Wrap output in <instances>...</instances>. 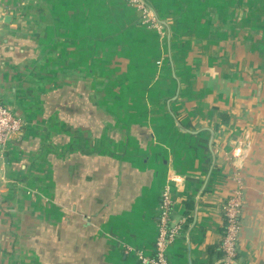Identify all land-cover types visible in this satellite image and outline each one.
<instances>
[{
    "label": "crops",
    "instance_id": "1",
    "mask_svg": "<svg viewBox=\"0 0 264 264\" xmlns=\"http://www.w3.org/2000/svg\"><path fill=\"white\" fill-rule=\"evenodd\" d=\"M0 0V264H214L249 142L234 264H264V0ZM180 177L178 183L170 176Z\"/></svg>",
    "mask_w": 264,
    "mask_h": 264
},
{
    "label": "built area",
    "instance_id": "2",
    "mask_svg": "<svg viewBox=\"0 0 264 264\" xmlns=\"http://www.w3.org/2000/svg\"><path fill=\"white\" fill-rule=\"evenodd\" d=\"M127 3L136 8L138 21L148 27L159 26L155 16L144 0H127ZM22 128L20 118L15 116L4 105L0 104V180L2 177L1 161L6 142L17 135ZM249 148L247 140L236 138L231 142L228 160L231 166V177L234 183L221 206L223 218V234L219 243L220 257L214 264H233L236 255V241L239 230L238 214L242 201L243 182L241 179V168ZM170 181L178 183L180 177L171 175ZM171 200L164 187L160 193L156 235L153 241V252L151 256H145L136 252V259L140 264H167L165 251L169 243L178 235L181 221L170 220Z\"/></svg>",
    "mask_w": 264,
    "mask_h": 264
},
{
    "label": "trees",
    "instance_id": "3",
    "mask_svg": "<svg viewBox=\"0 0 264 264\" xmlns=\"http://www.w3.org/2000/svg\"><path fill=\"white\" fill-rule=\"evenodd\" d=\"M217 257L219 258L220 257V251L218 250V255H217Z\"/></svg>",
    "mask_w": 264,
    "mask_h": 264
},
{
    "label": "water",
    "instance_id": "4",
    "mask_svg": "<svg viewBox=\"0 0 264 264\" xmlns=\"http://www.w3.org/2000/svg\"><path fill=\"white\" fill-rule=\"evenodd\" d=\"M20 132V131H19ZM19 132H18V134H19ZM233 264H234V262H233Z\"/></svg>",
    "mask_w": 264,
    "mask_h": 264
}]
</instances>
